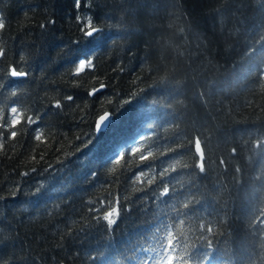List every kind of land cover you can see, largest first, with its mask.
I'll return each instance as SVG.
<instances>
[{
	"label": "trees",
	"instance_id": "trees-1",
	"mask_svg": "<svg viewBox=\"0 0 264 264\" xmlns=\"http://www.w3.org/2000/svg\"><path fill=\"white\" fill-rule=\"evenodd\" d=\"M75 3L0 0V264H264V0Z\"/></svg>",
	"mask_w": 264,
	"mask_h": 264
},
{
	"label": "snow or ice",
	"instance_id": "snow-or-ice-1",
	"mask_svg": "<svg viewBox=\"0 0 264 264\" xmlns=\"http://www.w3.org/2000/svg\"><path fill=\"white\" fill-rule=\"evenodd\" d=\"M85 4L87 5V0H84ZM81 4V0H76V3H75V6L76 7H79ZM81 22L84 24V34L88 37H92L94 36L97 31L99 30L93 23V20L92 18H88L86 20H82L81 19ZM84 68V61H81L80 62V65L79 67L76 69V72H80L82 69ZM104 117H101V120H103ZM173 258L169 257V261L171 262Z\"/></svg>",
	"mask_w": 264,
	"mask_h": 264
},
{
	"label": "water",
	"instance_id": "water-1",
	"mask_svg": "<svg viewBox=\"0 0 264 264\" xmlns=\"http://www.w3.org/2000/svg\"><path fill=\"white\" fill-rule=\"evenodd\" d=\"M12 76L15 78H18L19 76H24V74H18L16 72H12ZM104 89V86H99L95 88L94 90L90 91V95H93L96 92H99ZM101 117H104L103 120H101ZM110 113L109 112H104L101 114L97 120H96V130L97 131H102L108 126V121H109ZM198 152H201V146L198 144L197 146Z\"/></svg>",
	"mask_w": 264,
	"mask_h": 264
},
{
	"label": "rangeland",
	"instance_id": "rangeland-1",
	"mask_svg": "<svg viewBox=\"0 0 264 264\" xmlns=\"http://www.w3.org/2000/svg\"><path fill=\"white\" fill-rule=\"evenodd\" d=\"M14 120H17L16 118Z\"/></svg>",
	"mask_w": 264,
	"mask_h": 264
},
{
	"label": "bare ground",
	"instance_id": "bare-ground-1",
	"mask_svg": "<svg viewBox=\"0 0 264 264\" xmlns=\"http://www.w3.org/2000/svg\"><path fill=\"white\" fill-rule=\"evenodd\" d=\"M25 75V73H23Z\"/></svg>",
	"mask_w": 264,
	"mask_h": 264
}]
</instances>
